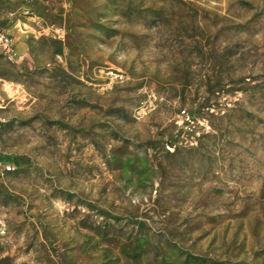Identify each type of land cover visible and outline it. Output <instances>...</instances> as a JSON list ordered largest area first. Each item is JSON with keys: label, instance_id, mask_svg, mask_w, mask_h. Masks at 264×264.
Returning a JSON list of instances; mask_svg holds the SVG:
<instances>
[{"label": "rangeland", "instance_id": "1", "mask_svg": "<svg viewBox=\"0 0 264 264\" xmlns=\"http://www.w3.org/2000/svg\"><path fill=\"white\" fill-rule=\"evenodd\" d=\"M0 29V264H264V0H0Z\"/></svg>", "mask_w": 264, "mask_h": 264}, {"label": "built area", "instance_id": "2", "mask_svg": "<svg viewBox=\"0 0 264 264\" xmlns=\"http://www.w3.org/2000/svg\"><path fill=\"white\" fill-rule=\"evenodd\" d=\"M9 1H12V0H9ZM12 52V39H11V36L3 29H0V53L1 54H4L6 56H10ZM6 84L2 83L1 87H0V94L1 92L2 93H5V90H6ZM12 92H15V90H12ZM11 92V93H12ZM7 99L9 100L11 98V95L9 96V94L7 95ZM11 100V99H10ZM17 100L20 102V101H23L24 100V96H19L17 98ZM3 99L0 95V104L2 103ZM1 107V105H0ZM5 121V118L3 116L0 115V126L1 124Z\"/></svg>", "mask_w": 264, "mask_h": 264}]
</instances>
